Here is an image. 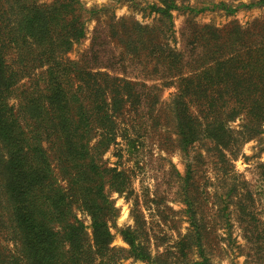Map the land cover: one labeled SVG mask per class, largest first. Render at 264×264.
<instances>
[{
  "label": "trees",
  "instance_id": "16d2710c",
  "mask_svg": "<svg viewBox=\"0 0 264 264\" xmlns=\"http://www.w3.org/2000/svg\"><path fill=\"white\" fill-rule=\"evenodd\" d=\"M156 1V24L111 18L108 37L116 46L100 31L98 44L72 60L67 54L86 37L81 0H0V264H122L128 257L148 264H214L208 253L218 223L201 207L205 191L193 181L191 164L183 185L189 227L172 260L153 257L131 228L121 230L129 247L113 246L110 193H124L131 179L103 156L126 138L120 119L147 107L151 117L155 109L164 115L162 123L155 119L157 126L173 125L176 149L188 155L195 144L209 142L208 152L221 164L216 170L236 180L232 158L263 133L264 18L221 28L189 19L177 48L171 44L172 11L209 7ZM257 6L264 0H223L213 8L233 15ZM166 87L176 91L161 110ZM237 120L239 129L232 127ZM258 168L264 175V164ZM221 177L226 187L218 196L222 202L214 203L213 222L224 219L230 236L235 214L245 248L264 264L256 193L247 180L237 185ZM78 211L90 218L89 227ZM195 253L202 261L190 257Z\"/></svg>",
  "mask_w": 264,
  "mask_h": 264
},
{
  "label": "rangeland",
  "instance_id": "374dc122",
  "mask_svg": "<svg viewBox=\"0 0 264 264\" xmlns=\"http://www.w3.org/2000/svg\"><path fill=\"white\" fill-rule=\"evenodd\" d=\"M221 1L223 0H189L188 4L196 10L209 8L199 12L188 9L172 11L174 35L171 44L177 48L183 45L182 32L189 19L198 25L209 24L221 28L234 20L245 26L255 19L264 18V6L242 7L230 15L223 8H213ZM242 1L250 4L258 0ZM81 2L85 6L86 37L67 54L72 60L80 59L92 50L94 44H98L100 31L105 43L111 41L108 37V24L111 18L116 20L128 18L144 25H154L160 17L153 10L154 5H159L156 0H81ZM233 5L237 6L238 2ZM93 10L95 13H92ZM115 46L113 42L110 44V47ZM119 51L117 48L116 53ZM146 83L152 85L158 82ZM175 91L174 87L162 90L159 105L162 106L161 110L170 103ZM149 113L147 107L126 113L120 119L121 133L126 138L120 137L117 144L103 156L108 167L124 170L131 179L127 191L122 194L115 191L110 193V199L116 208V218L111 224V231L114 234L113 246L127 249L129 246L123 239L121 230L131 228L140 234L139 240L145 244L153 257L172 260L170 256L175 255L172 253L176 241L187 233L189 227L183 185L187 165L191 164L193 181H197L205 191L204 195L200 196L201 207L211 223H218L216 242L212 244L208 257L214 264H257L254 261V250L249 245L245 248L236 215L233 214L231 217L232 230L228 236L227 229L224 228L226 227L224 219L213 222L215 218L213 207L214 203L218 205L222 202L218 196L225 191V181L221 176L229 179L228 183L235 182L237 185L239 180H247L256 193L257 207L263 211L261 216L264 222V175L258 168L259 164H264V127L262 134L244 143L237 158H232L234 171L232 170L231 175L237 176L235 180L234 177L216 170L219 167L217 163H220L208 152L209 147L211 148L209 142L195 144L186 155L176 149L173 125L157 126L155 119H160L162 123L164 115L156 109L152 117ZM241 123V120H237L232 123V127L239 129ZM199 154L203 155L201 161L195 158ZM198 162L203 163L199 165ZM214 195H217V198ZM77 215L86 226H90L91 220L87 214L78 211ZM190 257L195 261H202L197 253ZM122 264L148 263L128 257Z\"/></svg>",
  "mask_w": 264,
  "mask_h": 264
}]
</instances>
